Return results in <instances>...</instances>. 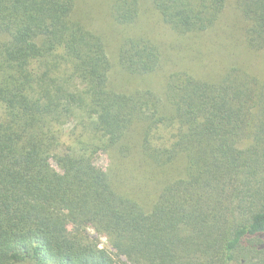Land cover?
Listing matches in <instances>:
<instances>
[{
  "label": "trees",
  "instance_id": "16d2710c",
  "mask_svg": "<svg viewBox=\"0 0 264 264\" xmlns=\"http://www.w3.org/2000/svg\"><path fill=\"white\" fill-rule=\"evenodd\" d=\"M75 1L0 0V264H264V79L235 63L115 89L114 65L148 79L161 51L129 34L112 64ZM225 4L151 0L182 39ZM239 8L245 50L263 51L264 0ZM139 11L114 0L111 16Z\"/></svg>",
  "mask_w": 264,
  "mask_h": 264
},
{
  "label": "rangeland",
  "instance_id": "374dc122",
  "mask_svg": "<svg viewBox=\"0 0 264 264\" xmlns=\"http://www.w3.org/2000/svg\"><path fill=\"white\" fill-rule=\"evenodd\" d=\"M138 1L140 9L138 19L128 27L114 22L111 16L114 0L75 1V15L87 29L103 37L112 64L116 62L123 39L129 34L145 36L161 51L159 71L148 79L129 78L114 65L110 81L113 82V86L115 85V89L130 91L145 87L160 94L164 78L173 71L185 69L203 78L235 63L244 65L249 73L264 79V50L253 53L245 50L242 43L246 24L240 13V0H226L223 14L210 30L183 39L173 34L163 23L152 8L151 0ZM110 161L111 158L107 154L100 153L96 157V164L102 170L109 167ZM157 188L146 187L154 191Z\"/></svg>",
  "mask_w": 264,
  "mask_h": 264
},
{
  "label": "clouds",
  "instance_id": "9594fccd",
  "mask_svg": "<svg viewBox=\"0 0 264 264\" xmlns=\"http://www.w3.org/2000/svg\"><path fill=\"white\" fill-rule=\"evenodd\" d=\"M110 244H111L110 238L106 235H103L100 237V243L98 245V248H107L110 246Z\"/></svg>",
  "mask_w": 264,
  "mask_h": 264
}]
</instances>
